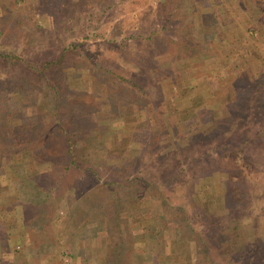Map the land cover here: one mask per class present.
<instances>
[{
  "label": "rangeland",
  "instance_id": "obj_1",
  "mask_svg": "<svg viewBox=\"0 0 264 264\" xmlns=\"http://www.w3.org/2000/svg\"><path fill=\"white\" fill-rule=\"evenodd\" d=\"M69 42L52 76L111 125L95 156L77 154L98 176L66 155L32 165L27 151L0 149V264H102L120 241L127 264H264V0H0V48L41 62ZM8 74L0 104L29 126L31 101L17 103ZM37 173L49 193L40 226L17 211L18 184ZM229 173L244 193L236 204L224 199ZM112 177L132 193L117 217L108 210L109 234L72 207ZM234 233L241 250L225 246Z\"/></svg>",
  "mask_w": 264,
  "mask_h": 264
},
{
  "label": "trees",
  "instance_id": "obj_2",
  "mask_svg": "<svg viewBox=\"0 0 264 264\" xmlns=\"http://www.w3.org/2000/svg\"><path fill=\"white\" fill-rule=\"evenodd\" d=\"M73 47L74 45L69 42L60 48L55 60L42 59L41 62L30 61L10 50L0 48V69L3 72H8L10 78L6 79L8 83H4L6 89L16 92L17 103L25 99L30 100L29 111L35 114L33 124L26 126L25 117H19L14 105L0 104V138L3 140L0 149L6 154H13L21 150L27 151L32 165L47 162L49 166H55L58 163L57 161L66 155L67 162L72 164L73 167L79 166L81 169H88L91 171L90 176L97 177L98 171L93 168L91 162L86 166H81L79 160L81 158H78L77 154L78 151L82 152L79 149L82 148V161L88 158L90 154H94L97 146L102 145L101 132L106 127H111V125L107 123V120L91 118L83 111L76 96L63 93L60 87L57 86L56 79L52 76L53 70L62 66L64 59ZM76 62L78 61L75 60V64ZM64 64L66 69L71 68V66L76 67V65ZM93 66L96 67V64L94 63ZM104 95L107 100L117 98L108 89H104ZM14 119L21 125V131L12 135L8 126L10 121ZM39 177L38 173L22 177L18 184V189L24 192L26 196V202L22 206L20 205L17 211L23 216H26L30 210L34 211L31 221L39 224L37 226L45 221L43 214L49 207L46 203V196L49 193L38 184L37 178ZM134 179L137 178L134 177ZM119 183L124 184L113 177L103 181L102 184L106 188L105 193L99 194L96 190L86 192L78 198L81 204L82 202L85 204V209H81L80 203L78 205L74 204L72 208L76 211L79 210L78 213H82V216H87L91 220L92 217L93 219L99 216L101 219L103 218L105 230L110 234L111 230L109 222H107L108 210H112L114 216L117 217L125 204L122 197L132 193L129 187L130 182H128L126 186L125 184L122 185L124 193L119 195L115 188ZM29 185H32L31 189ZM238 185H240L238 178L231 173L227 174L225 203L232 201L236 204L242 201L241 195H244V193L241 186ZM122 191L118 192L122 193ZM157 197H159L160 204L165 206L164 200L160 196ZM26 206L29 209H26ZM168 214L171 215L174 212L169 211ZM149 228L148 231L150 230L152 235V227ZM237 237V233H234V238L230 237L228 239L225 246L229 250H241V247L245 244L240 239H236ZM121 243L120 241L107 245L106 251L100 254L102 258L100 262L102 264H127L125 259H121L119 255L120 249H122ZM202 252H207L204 246Z\"/></svg>",
  "mask_w": 264,
  "mask_h": 264
}]
</instances>
